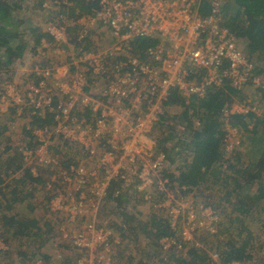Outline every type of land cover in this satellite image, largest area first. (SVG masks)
<instances>
[{
	"label": "built area",
	"instance_id": "built-area-1",
	"mask_svg": "<svg viewBox=\"0 0 264 264\" xmlns=\"http://www.w3.org/2000/svg\"><path fill=\"white\" fill-rule=\"evenodd\" d=\"M204 1L85 0L84 13L72 0L41 3L44 11L56 14L48 24L38 58L50 53L49 58L54 57L57 65H34L31 81L19 87L21 92L10 84L0 86L1 111L15 107L22 117L26 109L30 118L52 114L55 122L34 130L32 144L16 147L33 177L44 178L49 221L57 233L53 249L42 250L41 258L32 264H115L110 232L92 226L89 231L87 227L82 231L72 227L79 221L87 224L81 218L86 202L96 208L105 203L111 191L117 198H126L134 191L144 201L157 193L159 200L153 205L166 214L171 230L160 241L161 259L167 261L173 250L177 256L187 257L197 249L219 261V254L210 251L199 234L219 238L224 216L212 206H195L198 212L188 206L183 209L188 189L171 188L167 177H159L169 164L168 154L158 148L157 140L146 146L138 139L160 123L171 96L182 98L186 108L191 101L226 91L229 86L242 93L247 89L257 92V96L250 95L220 110L229 155L242 143L241 130L232 117H263L257 101L264 104V71L226 26L222 5L227 0H209L208 13L202 11ZM102 30L110 37L108 46L94 39ZM142 40L152 44L140 47ZM202 124L201 116H196L194 125L199 128ZM53 140L59 150L64 141L78 147L84 152L82 159L63 164L67 153L56 155ZM5 150L0 144V156ZM118 152L122 154L119 165L110 171ZM95 159L108 169L105 180L98 179ZM257 246L264 256V238ZM8 250L0 239V253ZM73 252L78 257L69 261ZM249 253L251 261L231 264H258L255 250Z\"/></svg>",
	"mask_w": 264,
	"mask_h": 264
},
{
	"label": "rangeland",
	"instance_id": "rangeland-1",
	"mask_svg": "<svg viewBox=\"0 0 264 264\" xmlns=\"http://www.w3.org/2000/svg\"><path fill=\"white\" fill-rule=\"evenodd\" d=\"M8 1L13 5V11L3 26L7 27L13 34L10 46H16L20 39H24L27 47H25V50L20 58L18 57V59L14 62L10 61L11 55L3 56L0 61V86L2 87L3 85L5 86L10 84V86H14L18 92H21L19 87L25 86L31 81L30 72L34 65L40 66V68L53 67L57 65V60L54 57L49 58L50 53H48V56L44 58H38V50L40 49L42 40L46 39V37L42 38L40 44L36 46L34 41L35 36L30 32L31 28L35 27H40L43 32H47L49 30L47 25L52 17L55 16L56 12L44 11L41 7L43 0ZM223 6L224 4L222 5V10ZM84 7L85 6L81 5L79 7L77 6L82 13L85 12ZM74 35L70 34V37ZM94 39L97 41H102L103 39L104 46L111 44L110 37L105 30L96 34ZM240 44L242 48L245 45V43ZM2 52L3 51L0 50V56H2ZM255 61L259 64L256 59ZM250 95L257 96L258 94L252 89H247L245 96L248 97ZM258 98L260 99L261 96H258ZM257 105L262 109L264 117V104L262 103V100H258ZM11 108L14 110L16 109L15 107ZM184 109L185 105H183V102L182 104H171L169 101L166 102L164 106L166 120L169 123L173 122V117L180 115ZM27 113L28 110L25 109L23 116H27ZM85 117L88 119L87 113H85ZM6 121V118L1 120L0 128H2ZM88 122H90V120ZM164 129L166 130V126ZM26 130V138L24 140L27 142H22V140H11L10 142H12V145L9 147L3 145L5 149H8L3 152L4 154H1L2 157L0 158V171L2 174L5 173L3 176L5 182L0 184V239L3 240L9 247L7 252L0 253V264H32L41 258L40 256L42 255V250L49 252L53 249L55 243L53 240L57 236L56 228L52 226V222L49 221V200L44 189V178L40 177L38 178L40 180H35L33 175L32 177L31 175H27L19 164L20 158L16 157V159L10 163L8 160L11 158L9 155H11L13 149H16L17 146L24 143L32 142V140L28 141L31 136ZM153 131L154 130L148 132L147 135L146 133H141L138 139L141 142H144L146 146L154 145V141L157 140V135ZM8 143H6V145ZM53 143V150L55 151V154L62 155L63 151L56 147L58 142L56 143L53 140ZM169 145L170 144H168V146ZM172 147H169V149ZM238 150L241 152L243 159L245 160L242 163L239 162L236 169L241 171V174L243 175L245 170L248 168L247 166L249 165L250 160H255L256 155L252 153L253 145L251 140L246 141L244 146L241 145ZM166 153L169 154L167 151ZM83 154L84 152H81L78 147L71 148V151L68 152V154L62 159L63 164L70 165L73 162L75 163L77 159H82ZM121 155L122 154L118 152V157L113 163V166L110 167V171H113L114 168L119 165L118 163L120 162L119 158ZM231 156L232 158L233 156L235 157V155H230V157ZM124 157L127 156L125 155ZM168 162L169 164L166 163L165 168L159 174V177L163 178L166 174V172H164L165 169H168V171L170 170L171 172L177 171L179 164L176 162V165H174L172 161H169V157ZM94 163L96 168H99L98 179L105 180L108 169L106 167H100L98 159H95ZM45 175L49 176L50 172L48 171ZM226 184H228L226 187L221 188H213L211 184H208L202 187L200 192L193 191L192 193H188V195H186L187 198H185V200L187 203L184 205L185 207H183V209L187 210L188 206L192 207V210H196L198 212L200 208L199 206L206 205L213 207L214 204H211V201L214 202L216 200L219 202L220 210L224 214V222L222 226L223 234L219 238L213 239L207 237L201 232L199 234V239L204 242L205 246L208 247L210 251H216L217 245L222 241L225 242L228 240L230 238L228 237L229 235L236 236L238 233L237 231L242 227V225L239 223L233 224L232 221L233 219L240 217L245 221V225L248 224L243 226L252 231L251 238H254L253 241L257 240V245H259L261 240H263L262 237L264 234L262 233L264 221H261V218L264 217V206L252 208L253 210L248 212V214H244L242 217L239 216L240 213L235 212L231 205V201L234 198L237 199L238 187L233 184L232 180H229ZM255 184H257L259 189L264 191V180L262 179L254 181L251 188L244 186L242 190L239 189L238 193L246 196V191L252 189ZM228 191L230 192L229 195H227ZM213 192L215 198H210V201L208 194H213ZM107 196L108 198L105 203L103 204L101 202L96 208L92 206V203L86 202L85 213L81 218L87 224L79 221L78 223L72 224L73 229L76 231H82L87 227V231H89L90 226H92L97 231H102L103 233L110 232V243L112 247L111 252H115V264H142L143 261L153 262L154 264H184L183 260L186 257L177 256L173 249V251L169 252L167 260L168 263L167 261L161 259L159 245H161L160 241L163 237H156V235L148 229V226H150V222L154 217L161 221L164 220L165 223L168 222L166 214L163 211L158 210V208L153 205L154 202L159 200L157 193H152V198L151 200L148 199L149 201H146V199L144 201L134 191L130 194H126V198H122V196L117 198L113 191H111ZM249 199V201H251V196ZM207 202L210 203L207 204ZM260 203H264V196L260 199ZM195 206L199 208L197 209ZM243 209L240 212L244 213L245 211H243ZM62 215L63 214H60L58 218ZM91 218H94V220H91ZM24 222L25 226H23ZM16 229L21 232L20 235ZM256 248L254 249L256 262L258 264H264V256L261 254V251L258 250V246H256ZM77 257L78 255L73 252L70 255L71 259H67L71 261Z\"/></svg>",
	"mask_w": 264,
	"mask_h": 264
},
{
	"label": "trees",
	"instance_id": "trees-1",
	"mask_svg": "<svg viewBox=\"0 0 264 264\" xmlns=\"http://www.w3.org/2000/svg\"><path fill=\"white\" fill-rule=\"evenodd\" d=\"M72 1L76 7L85 6L84 10H86L85 0ZM12 7L13 5L8 0H0V50L3 51L0 61L4 55H11L10 61H16L23 54L25 47H27L24 39H20L16 46H10L13 34L3 25L11 16ZM209 9L210 2L205 0L202 11L208 13ZM223 15L226 26L237 34L240 43H245L244 51L256 59L259 63L257 64L258 69L264 71V0H229L224 3ZM30 32L35 36L36 46L40 44L42 38L47 37L40 27L31 28ZM151 44L152 42L149 40L139 41L140 47L143 48ZM244 100L245 96L242 92L229 86L225 92L210 93L199 101H191L190 105L180 115L173 117L174 121L171 122L172 124L166 120V114L162 116L160 123L155 126L153 132L157 135L158 148L169 152V161H172L174 165H176V162L179 164L177 171L171 172L168 169L165 171L166 174L164 176L170 180L171 188H186L188 189V194L193 191L200 192L202 187L208 184H211L213 188L226 187L228 185L226 183L232 180L233 184L238 187L237 191L239 192V189L242 190L244 186L251 188L254 181L262 178L264 174V117H254L253 115H235L232 117L234 125L241 130V145L244 146L246 141L251 140L253 145L252 153L256 155L255 160H250L247 166L248 170L246 169L243 175L241 171L236 169L238 163L243 159L241 152L239 150L235 151L232 153L235 157L233 156L232 158L224 147L223 123L220 121L219 116L220 110L224 106H230L235 102H243ZM169 102L171 104H182L183 100L178 96H171ZM198 115L203 117V124L199 128L194 125V118ZM54 124L52 114H48L44 118L35 117L29 129L26 130L31 136L30 140H32L29 144L33 143L34 130L44 129ZM250 125H253L251 129L249 128ZM165 126L166 130L164 129ZM64 142L61 148L63 147L62 151L68 154L72 146L68 141ZM168 144L170 145L168 146ZM169 147L172 148L169 149ZM9 157H11L8 159L9 163L13 162L16 157L20 158V166L27 175L32 177L28 168H25L22 154L17 149H13ZM4 175L5 173L2 174L0 171V184L5 182ZM238 192L237 199L239 202L237 205L239 207L236 206L234 211L241 213L240 208H244L243 211L245 212L243 214H248V212L253 210L250 207L251 202H248V198ZM229 193L228 191L227 195ZM208 196L209 200L210 198H215L214 192L213 194H208ZM244 199L245 201H243ZM215 201H211V204H214L213 207L220 210L219 202ZM209 203L207 202V204ZM249 207L250 209L248 210ZM220 212L224 216L221 210ZM232 223H239L242 227L237 231L236 236L226 235L230 238L217 245L216 252L219 254V261H213L205 251L192 249L189 255L184 258L183 263L231 264L234 261H251L252 255L249 250H254L258 242L257 240L253 241V237L251 238L252 231L244 227L246 225L243 218L237 217L233 219ZM23 226H25V222ZM148 229L158 238L171 234L168 223H165L164 220H158L156 217L152 218ZM16 230L20 235L21 232L18 229ZM262 233H264V227ZM262 238H264V234Z\"/></svg>",
	"mask_w": 264,
	"mask_h": 264
},
{
	"label": "crops",
	"instance_id": "crops-1",
	"mask_svg": "<svg viewBox=\"0 0 264 264\" xmlns=\"http://www.w3.org/2000/svg\"><path fill=\"white\" fill-rule=\"evenodd\" d=\"M99 42L101 43H104V40L102 39L99 40ZM227 91V90H226ZM225 92V91H224ZM244 96H245V92L243 93ZM247 97L245 96V99ZM242 102V101H241ZM241 102H237V103H241ZM12 109V110H11ZM9 109L7 112H4V111H1L0 110V122L1 120L3 119H7V121L5 122V124H3L2 128L0 129V144L1 145H4L6 147H9L10 145H12V142H10L11 140L13 141V139L16 141V140H22V142H27L25 141L24 139L26 138L25 137V130L28 129L30 127V125L32 124L33 120L35 118H30L28 116H23L20 117L18 116L17 114V111L14 110L13 108ZM203 119V118H202ZM21 125V126H20ZM23 132V134H22ZM28 141H31L30 138L28 139ZM10 142V143H8ZM4 143V144H3ZM6 143H8L6 145ZM16 144V142H15ZM8 148H6L7 150ZM245 159H242L241 160V163L244 161ZM264 180V174L262 176V178L260 180ZM251 196V201H249V197ZM264 196V191L262 189H259L257 187V184H255L253 186L252 189H249L246 191V196L248 198V202H251V207L252 208H258V206H264V203H260V199ZM245 201V199L243 200ZM238 199L234 198L232 201H231V205H232V208L233 210L235 209V207H239L237 204H238ZM243 208H240V210H242ZM239 216H244L243 212H241L239 214ZM261 221L263 222L264 221V217L261 218ZM264 223V222H263ZM248 225V224H246Z\"/></svg>",
	"mask_w": 264,
	"mask_h": 264
},
{
	"label": "clouds",
	"instance_id": "clouds-1",
	"mask_svg": "<svg viewBox=\"0 0 264 264\" xmlns=\"http://www.w3.org/2000/svg\"><path fill=\"white\" fill-rule=\"evenodd\" d=\"M254 91V90H253ZM201 118H203L202 116H201Z\"/></svg>",
	"mask_w": 264,
	"mask_h": 264
}]
</instances>
